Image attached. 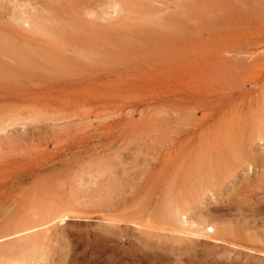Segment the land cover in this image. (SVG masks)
I'll use <instances>...</instances> for the list:
<instances>
[{"label":"rangeland","instance_id":"rangeland-1","mask_svg":"<svg viewBox=\"0 0 264 264\" xmlns=\"http://www.w3.org/2000/svg\"><path fill=\"white\" fill-rule=\"evenodd\" d=\"M20 1L28 2V6L15 9L14 2ZM79 2H61L57 17L61 15L60 21L68 24H65L66 31L61 29V34L59 29L45 34L33 27L35 32L26 17L51 15L47 11L52 8L53 0H0V75H3L0 77V234L25 216H22L23 209L40 196V187L48 180L60 189L56 192L58 199L73 203L79 199L82 201L78 203L83 204L92 195L90 181L103 184L111 173L110 177L127 183L123 197L128 203L134 200L131 208L137 210L145 204L139 202L140 189L148 184L146 180L151 175L158 179L155 182L159 189L163 187V179L156 174L159 169L150 165L165 166L167 162L170 169L177 159L190 160L201 146H213L216 133L235 132L237 127L249 130L255 119L264 120V0ZM146 7L151 8L154 22L147 21L146 14L142 13L149 10ZM132 27L142 28L147 36H142L144 41L130 44L133 48H126L127 42L122 37L126 38ZM23 52H32L38 61L44 60L41 63L51 72H45L43 77L35 69L28 75L15 70L18 64L12 56ZM257 71H261L258 76ZM253 151L254 163L238 172L220 196L207 193L203 213L207 207L221 206L231 196L238 202L240 197L234 194L239 191L246 203L242 205L244 208L264 201V143L256 141ZM166 152L169 153L166 155ZM96 166H107L101 168L106 176H90L89 168ZM167 168L164 171H169ZM140 170L147 172L142 174ZM64 174L66 177L61 176ZM28 182L34 186L27 185ZM146 192L141 197L143 201L150 190ZM225 196L228 197L225 199ZM151 197L154 204L159 198L158 192ZM250 213L244 211L242 215L246 217L242 219L235 211L230 217L212 212L214 222L227 224L228 221L231 225L232 221L231 226L236 225L228 228L233 229L232 234L241 236L238 238L241 243L236 242L240 248L204 236H181L204 241L196 251H207L210 258L214 256L226 263L264 264V214ZM189 215L184 226L195 228L189 222L192 219ZM85 222L81 221L79 226L83 232L100 230L98 220ZM69 229L73 227L66 228L59 223L51 233L45 232L53 247L49 264H53L61 243L69 241L72 246L75 242L78 250H84V240L62 239L63 231L67 233ZM121 239L124 241L126 237L123 235ZM247 246H253V250ZM88 255L85 260L90 261ZM178 257L177 253H170L162 260L172 264H205L194 263L185 255Z\"/></svg>","mask_w":264,"mask_h":264},{"label":"bare ground","instance_id":"bare-ground-1","mask_svg":"<svg viewBox=\"0 0 264 264\" xmlns=\"http://www.w3.org/2000/svg\"><path fill=\"white\" fill-rule=\"evenodd\" d=\"M79 1L80 0H56V1L53 0L52 8H50L47 11V12H50V14H51V15L48 14L49 17H48V15H46V16L37 15V16H33V17H26V18H28L27 21H29L32 24V28L34 27L35 30H37L41 33L43 32L45 34H52V33L56 32L60 29L58 32H60L62 34L63 31H66L65 30L67 28L66 25H68V24L65 23L64 20H63L64 23L62 21H60V19L58 17H62L61 15L57 17V15L59 14L58 13V11H59L58 7L60 8L61 2H63V3H66V2L71 3L72 2V3L80 4ZM114 4H116V3L114 2ZM118 4L119 3H117V5H116L117 7H119ZM14 6H17V7H15V9L19 8V7H20L19 9H21V7L24 8L25 6H28V2H23V3H21V1L19 3L14 2ZM116 6H114V7H116ZM117 7H116V9L118 10ZM122 7L123 6H120L121 11L123 9ZM146 8H148V7H146ZM150 9L148 11L145 10L146 13L144 11L143 12L141 11V12L144 13V15L146 14L145 17H147V19H146L147 21L149 20V22H151V21L154 22L155 19H153L152 11ZM17 11H19V10H17ZM24 12L25 11H23V14H26ZM19 13L22 14V12H19ZM19 13H18V15H16V17L20 15ZM14 15H15V12H14ZM20 17L22 18V16H20ZM118 17H119V15H118ZM23 19H25V17ZM21 21H22V19H21ZM25 23H27V22H25ZM85 25H86V27H88V24H85ZM34 28H33V30H34ZM61 29H62V32H61ZM67 30H69V29H67ZM58 32H57V35H59ZM74 33L76 34L77 32L74 31ZM129 33L130 34L125 35V37L127 36L126 38L122 37L127 42V44L129 45V47H128V45L126 44V46H127L126 48H130V46L134 43H137V42L139 43L140 40L142 41L143 35H144L143 37H145V34L147 36V31H144L142 28H138V29L135 28L134 29V27H132L131 30L129 29ZM140 44H143V43H140ZM140 44H137V45H140ZM137 45H136V47H137ZM116 46H117V44H116ZM120 47L125 48L124 45H122ZM131 48H133V47L131 46ZM5 51L8 52L9 50L5 49ZM98 51L99 50H97V52ZM234 53H236V51ZM99 54L100 53H98V58H99ZM238 54H239V52H238ZM234 56H235V54H234ZM12 57H13V60L15 61L14 63L18 64V66H17L18 68L15 67L16 68L15 70L20 71V73H23L25 75H28V73H30V71H32L31 69H35L38 72L41 71V73L39 72L38 75H40V76L43 75V77L45 75V72H49V71L51 72V70H48V68L41 63L44 60L41 61V59H40V61H38V59L35 57L34 53H32V52H26V53L23 52V53H19V54L16 53ZM92 57H93V55H92ZM100 57H101L100 59H102V56H100ZM88 58H90V57H88ZM240 59H242V58H240ZM1 65L5 67L6 64H1ZM7 68H9V67H7ZM255 70H256V68H255ZM263 71H264V69H263ZM260 73H261V71H257L256 75L258 76ZM262 73H264V72H262ZM46 74L48 75V73H46ZM2 76L3 75H0V77H2ZM255 78L256 77H253L254 80H255ZM254 80H252V81L254 82ZM259 94H260V92H259ZM259 102H261V101H259ZM250 107H251V105H250ZM250 116H252V115H250ZM0 119L2 121V118H0ZM263 121L262 120L256 121V119H255L253 122L254 123L253 126H251L252 131H251V129L247 130V129L235 127L236 128L235 132L227 131V132L216 133V136L214 137L215 143L213 144V146L212 145L211 146L203 145L201 147L199 146L200 148L199 149L196 148L198 150L195 151V154L193 155V157L190 160L178 161V159H177V161L175 160L176 164H174L173 166L171 165L170 169L167 168V165H168L167 162L165 164L166 167L164 165L158 164V163H156L154 165H150V166H154V168L157 167L159 169L156 174L160 178L163 179L162 180V182L164 181L163 187L161 189H159L157 182H155V180L158 181V179H155V177L152 178V176L154 174L151 175L150 180H146L148 184L144 183L146 185L143 186L142 188L139 186L141 188L140 190L142 192V194L140 193L141 195H140L139 202L145 203V204L144 205L142 204L143 206L141 205L142 207L137 208V210H133V208H131L135 204L134 200H132V202L128 203V201H126L124 199V197H125L124 190H125V186L127 183L123 182V181L121 182L119 179L113 178L114 176L110 177L109 175H111V173L109 175L107 174L108 179H106L105 183H103V184L95 183V182H93L94 180L90 181V182H92V185H93L92 192H91L92 195L91 196L89 195L88 199L84 200L83 204L78 203V201H82L79 199H78V201L75 200L77 203H73L74 201L63 199V198L58 199L56 192H58L60 189L57 190L56 187H54V184L48 183L49 180L45 183L43 182L44 185H42L40 187V191H42L40 196L38 198L32 199L30 201V203L28 202L29 204L25 206V210L23 209L24 213L22 214V216H24V214H25L26 217L24 216L19 220L17 219V222H14L12 224V226H10L11 227L10 230L4 231L2 234H0V239L3 238L1 243H0V264H49V258L52 254L53 247H52L51 243L48 242V240L46 239V237L48 235L46 233V235H47L46 236L45 232L49 231V233H51L53 228H56L59 223L64 225L66 228L70 227V226L73 227V229L72 230L69 229L67 231V233H65L63 231V233H62L63 238L62 239H64V237H68V238L73 237L74 239L84 240L83 243L85 242V244H84L85 247H83L84 250H78L77 249L78 246L75 245V242H73L72 246H69L70 245V244H68L69 239L66 240V241H68L67 244L61 243V247H59L58 253L56 252L57 257L53 259V264H84V262L90 263L93 261L96 262L97 264H172L171 262H167L168 260L166 262H164V260H162L165 256H168V254H170V253H177V255L179 257L181 255H185L186 259L193 260V261H195L194 263L202 262L205 264H241V263H231V262L226 263L224 261H219V260H217L218 258L215 259L214 256H213V258H210L207 251H203V252L199 253L198 251H196V247L200 246L201 242L202 243H205V242L198 240V239H194V238L190 239L186 236H181V234L193 235L195 237H200V238H201V236H204L206 238H210V239L217 240L220 242H226V243H229L231 245H236L239 247L240 244H238L236 242L241 243V241L238 239L241 236L239 235V237H237V235L232 234L233 229H232V231H230L231 229L229 230V228H228L233 224L232 221H231V225L228 224V221H226L227 224H225V223L224 224H220V223L218 224L217 222H214L213 220H211V216L214 217V214H212V212L219 213L218 216L219 215H229V217L231 216L232 211H235V213H237L239 215H242V213L244 211L253 213L252 214L253 216H254V213L255 214H262V215L264 214V201L257 202V204L255 206H252V207L246 206L244 208L243 206L246 203L244 204L243 195L241 194L240 191H239V193L234 194V197H240L238 202H237V200L236 201L232 200L231 199L232 196L231 197L227 196L228 198L225 196V199L226 198L227 199L225 200L224 204H222L221 206H218V207H214L213 209L207 207L204 210L205 212L204 213L202 212V205H205V203L203 204V202H205L204 199L207 197L206 196L207 193L211 192V193H213V195L215 193L216 196H220V193L222 192L223 188L226 187V185L231 180L236 179L238 172L243 170L245 167L247 168V166L249 164L254 163V158H253L254 157L253 156L254 155V151H253L254 144L256 143V141H262L264 143V124L262 123ZM251 132H254V134L252 135ZM208 138H206V139H208ZM168 153L166 152V155ZM171 153H170V156H171ZM186 154H188V153H186ZM172 156H174V155L172 154ZM176 156H177V153H176ZM169 162H171V161L169 160ZM173 162H174V160H173ZM110 164H112V163H110ZM146 166H148V165L146 164ZM150 166H148V167L150 168ZM117 167L118 166L116 165V168ZM128 167H130V166H128ZM101 168L102 169L107 168V166H105V167H101V166L97 167L96 166L95 168H92V169L89 168L90 176H93L94 174L96 176L97 175L99 176L101 174H104L106 176L105 172H103V170ZM149 168H147V169H149ZM151 168H153V167H151ZM164 168L169 169V171L168 170H167L168 172L164 171ZM66 169L68 170V168H66ZM81 169H83V168H81ZM108 169H110V168L108 167ZM83 171H85V170H82V172ZM126 171L130 172V170H126ZM126 171H124V172H126ZM62 172L66 173L65 171H62ZM120 172L121 171H119V174H120ZM135 172H137V171H135ZM146 172L147 171H145V172L141 171L142 174L143 173L146 174ZM59 173L61 174V172H58L57 174H59ZM67 173H68V171H67ZM107 173H109V170L107 171ZM20 174H21V172H20ZM39 174H41V173H39ZM44 174L47 175V172L46 173L44 172ZM57 174H56V176H57ZM70 174H71V172H70ZM122 174H124V173H122ZM127 174H129V173H127ZM83 175H84V173H83ZM136 175H137V173H136ZM61 176L66 177L65 174L61 175ZM143 176L141 175V177H143ZM158 176H157V178H158ZM50 177H52V176H50ZM119 177H120V175H119ZM147 177L148 176H146V178ZM19 178H21V176ZM38 178H40V177H38ZM44 178H43V180H44ZM95 178L96 177L94 176V179ZM79 179H78V181L80 182L83 179V176H82V179H81V177H79ZM84 179H86V178L84 177ZM128 179H130V178H128ZM33 180H32V182H33ZM45 180H47V179H45ZM88 180H90V179H88ZM133 180H134V178H133ZM140 180H141V178H140ZM29 183L30 182H28L26 184L28 185ZM66 183H64L63 185H65ZM9 184H11V183H9ZM37 184H39V183H37ZM60 184H61V182H60ZM144 184H142V185H144ZM31 185H33V184H31ZM74 185L75 184H73L72 186H74ZM139 185H140V183H139ZM7 186H9V185H7ZM135 186H136V184H135ZM150 186H151V188H150ZM242 186L243 185L241 184L240 189L242 188ZM59 187L63 188V186H61V185H59ZM80 188L82 189V187H80ZM0 189H2V188H0ZM132 189H134V188L132 187ZM136 189H138V188H136ZM148 190H150V193L146 197V200H147V202H146V200L143 201L142 200L143 198L141 199V197H144L145 193H147L146 191H148ZM80 192H81V190H80ZM156 192H158L159 198L158 199L155 198L156 200H155V202H153L154 204H152L153 199L151 196L154 195ZM127 193H131V191L130 192L128 191ZM232 193H234V192H232ZM123 195H124V197H123ZM66 198H68V197H66ZM68 199H70V197ZM148 201H149V203H148ZM13 202H14V199H13ZM16 202H15V204H16ZM26 202H27V200H26ZM132 203H134V204H132ZM207 203H210V202L207 201ZM136 204H137V202H136ZM16 206H18V205L16 204ZM19 206L21 209V205H19ZM204 207H206V206H204ZM10 213H12V211ZM188 214H190L192 216L191 217L192 219L189 220V222L191 221L190 223L194 224L195 228H189L187 226H184L186 224V218H187ZM237 214L235 216H238ZM246 214H248V213H246ZM235 216H233V217H235ZM242 216H243L242 219H244L245 215H242ZM15 218H18V217H15ZM19 218H20V216H19ZM90 219L91 220L92 219L98 220V225H100V230L98 232H83L81 230V228L79 227L81 225V221L87 222ZM14 220H16V219H14ZM68 220H72L70 222L71 225L68 224L69 223ZM215 221H216V219H215ZM229 222H230V220H229ZM88 224L89 223H87V225ZM68 225H70V226H68ZM89 225H92V224H89ZM233 226H231V227H233ZM236 229H239V228H236ZM123 235L126 237V239L124 241L121 239V237ZM42 237L45 239H43ZM51 237H52V235H51ZM56 241H57V239H55V243H56ZM164 241L166 243H164ZM158 247L160 248V250H157ZM252 247L247 246V248L253 250ZM242 248H245V246H243ZM257 248H259V246ZM161 249L165 250L168 254L166 255L164 253L165 251H163V253H162ZM87 253H89V255L91 256L90 261L85 260L86 255H88ZM98 253H100V254L98 255ZM263 253H264V250H263ZM89 255H88V257H89ZM211 257H212V255H211ZM99 258H101V260H99ZM179 261H181V258L179 259ZM198 264H200V263H198Z\"/></svg>","mask_w":264,"mask_h":264}]
</instances>
